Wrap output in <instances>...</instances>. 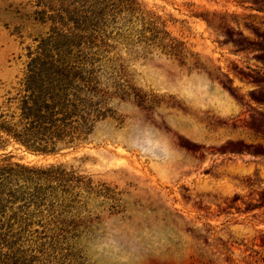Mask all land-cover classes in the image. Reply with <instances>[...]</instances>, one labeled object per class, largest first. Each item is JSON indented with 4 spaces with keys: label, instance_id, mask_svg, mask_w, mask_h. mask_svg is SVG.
Here are the masks:
<instances>
[{
    "label": "rangeland",
    "instance_id": "374dc122",
    "mask_svg": "<svg viewBox=\"0 0 264 264\" xmlns=\"http://www.w3.org/2000/svg\"><path fill=\"white\" fill-rule=\"evenodd\" d=\"M63 1L0 0V113L30 57L55 49L52 31L75 28V21L62 27L64 10L80 0ZM136 1L165 25L174 57L160 47L137 57L143 45L172 42L139 39L143 23L127 16L135 44L110 40L99 77L127 95H107L109 117L88 140L52 155L14 141L0 150V251L19 250L30 264H89L86 240H117L107 218L117 226H179L182 238L199 243L191 264H264V0ZM16 165L61 167L92 181V195L81 190L78 219L90 227L76 249L38 248L59 212L26 208L34 190Z\"/></svg>",
    "mask_w": 264,
    "mask_h": 264
},
{
    "label": "trees",
    "instance_id": "16d2710c",
    "mask_svg": "<svg viewBox=\"0 0 264 264\" xmlns=\"http://www.w3.org/2000/svg\"><path fill=\"white\" fill-rule=\"evenodd\" d=\"M69 7L72 10H64L68 22L62 23V27L67 28L68 23L75 21V28L67 33L52 31L50 40L55 41V49L30 57L26 62V77L16 95L8 98L6 110L0 113V150L14 141L33 154L52 155L62 147H74L88 140L96 125L109 117L107 95H127L124 85H103L99 78L100 64L111 48L110 40L117 44H135L126 27L127 16L137 15L143 23L139 39H145L147 34L162 41L170 39L159 18L148 17L136 0H80ZM173 41L170 39V45H143L144 52L137 57H147L150 54L147 48L155 47L174 57ZM16 167L28 174L26 182L34 190L33 202L26 208L34 207L41 214L46 208L52 216L59 212L45 225V236L36 238L38 248L76 249L81 234L90 227L88 222L78 219L81 190L92 195V181H84L74 171L67 172L61 167L43 170ZM19 175L14 176L18 179ZM17 244L18 241L11 244L9 250ZM0 264H30V261L19 250L5 254L0 251Z\"/></svg>",
    "mask_w": 264,
    "mask_h": 264
},
{
    "label": "clouds",
    "instance_id": "9594fccd",
    "mask_svg": "<svg viewBox=\"0 0 264 264\" xmlns=\"http://www.w3.org/2000/svg\"><path fill=\"white\" fill-rule=\"evenodd\" d=\"M109 236L115 243L85 241L84 251L89 264H191L199 243L183 236L179 226L167 227L157 221L150 228L117 226L105 218Z\"/></svg>",
    "mask_w": 264,
    "mask_h": 264
}]
</instances>
